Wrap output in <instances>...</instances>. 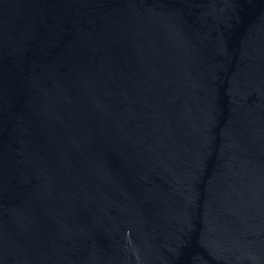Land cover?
Returning a JSON list of instances; mask_svg holds the SVG:
<instances>
[{"label": "water", "instance_id": "1", "mask_svg": "<svg viewBox=\"0 0 264 264\" xmlns=\"http://www.w3.org/2000/svg\"><path fill=\"white\" fill-rule=\"evenodd\" d=\"M0 264H264V0H0Z\"/></svg>", "mask_w": 264, "mask_h": 264}]
</instances>
